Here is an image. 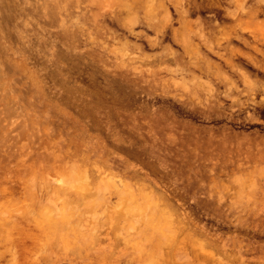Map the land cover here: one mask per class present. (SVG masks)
<instances>
[{"label":"rangeland","instance_id":"rangeland-1","mask_svg":"<svg viewBox=\"0 0 264 264\" xmlns=\"http://www.w3.org/2000/svg\"><path fill=\"white\" fill-rule=\"evenodd\" d=\"M197 2L0 0V264H264V14Z\"/></svg>","mask_w":264,"mask_h":264},{"label":"flooded vegetation","instance_id":"flooded-vegetation-1","mask_svg":"<svg viewBox=\"0 0 264 264\" xmlns=\"http://www.w3.org/2000/svg\"><path fill=\"white\" fill-rule=\"evenodd\" d=\"M205 1H209V0H198L196 5L194 3H192V6L189 5V7L186 8L184 11H182L181 14L184 16L185 15L190 16L191 20H193V21L198 18L202 21V23H205V22H207L208 24H210V23L215 24L216 23L217 25H219V27H221V24L224 23V21H223L224 18L226 19L225 8L218 6L217 8L213 7L214 8L213 9L210 7V2L208 4V2L205 3ZM211 9H213L212 13H211ZM224 12H225V14H224ZM174 15L177 16L178 14L174 13ZM171 19H172V17H171ZM173 20H174V22L177 23L178 17L173 18ZM171 25H170V28L172 27ZM172 33H173V29L171 28V36H172ZM181 39H182V33L181 34L179 33L176 40L175 39H173V40L177 44H179Z\"/></svg>","mask_w":264,"mask_h":264},{"label":"bare ground","instance_id":"bare-ground-1","mask_svg":"<svg viewBox=\"0 0 264 264\" xmlns=\"http://www.w3.org/2000/svg\"><path fill=\"white\" fill-rule=\"evenodd\" d=\"M257 4H258V8H255L254 9V15L264 14V1L263 0H258V3ZM253 20H254V17H253V14H252L251 17H250V19H249V21H253ZM261 32H263V31H260L259 30V25H255V27L253 28V36L259 40V35H260ZM180 62L181 61L176 60V63L178 65L180 64ZM208 69L211 70L210 64L208 65ZM240 72H241V74L243 76H248V72H246L244 70H240Z\"/></svg>","mask_w":264,"mask_h":264}]
</instances>
